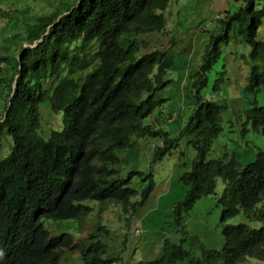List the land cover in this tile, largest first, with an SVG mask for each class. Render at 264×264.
Here are the masks:
<instances>
[{
	"label": "trees",
	"instance_id": "trees-1",
	"mask_svg": "<svg viewBox=\"0 0 264 264\" xmlns=\"http://www.w3.org/2000/svg\"><path fill=\"white\" fill-rule=\"evenodd\" d=\"M10 1L0 0V6ZM12 1L14 9L0 8L7 30L22 21L29 3ZM243 1L235 13L217 20L219 34L211 36L188 75L193 113L174 136L145 123L167 103L162 93L176 64L173 42L162 40L172 0H60L50 14L33 19V25L24 22V32L5 41L0 55V95L6 96L0 151L7 142L9 151L0 153V264H64V248L80 255L82 264L117 262L105 241L109 230L100 222L86 240L74 245L66 231L52 237L44 222H83L94 212L92 202L99 214L119 207L128 215L129 226L135 216L131 212L139 213L155 186L153 173L121 175L122 153L138 149L135 138H160L152 164L172 156L184 140L196 151L190 170L181 176L188 190L178 214L215 195L218 179L225 184L218 199L221 251L208 250L194 258L182 244L166 240L160 260L136 264H238L245 258L264 262V152L243 169L235 154L207 159L224 131L223 113L229 107L207 99L202 89L221 57L219 42L228 43L231 32L251 47L245 60V94L257 99L264 92V40L259 39L264 0ZM218 75L216 87L222 89L226 71ZM44 104L63 114L68 130H51L48 139L41 136ZM243 114L244 126L264 135V106ZM249 132L245 128L243 135ZM135 178L147 186L135 188ZM240 214L261 226L228 224Z\"/></svg>",
	"mask_w": 264,
	"mask_h": 264
},
{
	"label": "rangeland",
	"instance_id": "rangeland-1",
	"mask_svg": "<svg viewBox=\"0 0 264 264\" xmlns=\"http://www.w3.org/2000/svg\"><path fill=\"white\" fill-rule=\"evenodd\" d=\"M29 0L23 8L17 27L8 29L4 20L0 19V55H3L2 47L10 37L24 32V22L28 25L33 19L48 15L56 5L54 2L60 0ZM67 1V0H65ZM13 1L6 6H0L2 10H12ZM243 0H172L170 9L166 13L167 34L162 37L163 41H172V54L175 55L176 64L167 76L170 80L162 96L167 103L156 111L145 123L154 125L158 131L173 134L178 133L187 124L193 113L190 99L187 97L191 88L188 75L194 66L198 64L206 47L211 41V36L219 34L217 20L235 13L242 5ZM35 23H32V25ZM26 25V26H28ZM259 39L264 40V25L259 31ZM221 46V57L214 65L211 74L208 75L209 85L202 89V95L207 99L219 104H227L229 109L223 113V133L215 141L212 151L208 155V161L223 157L224 153L236 155L241 169L255 161L258 153L264 152V135L244 126L243 111L255 106H264V92L257 99L253 95L245 94L249 66L246 59L251 53V47L245 45L242 38L231 32L228 43L219 42ZM17 49V47H15ZM226 71L225 83L222 89H218L215 80L221 71ZM6 95V94H5ZM6 96L0 95V119L4 116ZM257 101V104L253 103ZM50 106L44 104L41 107L42 130L41 136L48 139L51 130L64 131L69 127L64 124L61 112H53ZM245 128L249 133L243 135ZM160 138L134 139L138 149L133 152H123L124 166L120 168L121 175L125 177L128 173L137 171L144 174L153 173L154 190L148 202L139 213L131 212L129 226L125 219L128 215L122 213L119 207L110 206L103 214H99L96 204L94 212L86 217L81 225L77 222L68 227V234L74 238L73 245L93 233L100 222L109 230L105 241L109 254L118 257L114 264H136L144 260H160L163 255V245L166 240L176 244H183V249L190 252L194 258H201L206 251H221L223 244V225L221 223L222 208L218 205L225 184L221 179L217 181L216 194L199 200L189 213L178 214V206L185 200L188 187L181 181V176L190 170L192 160L196 151L188 146L186 140L174 151L172 156H166L162 161L152 164L153 151L162 143ZM9 151V143H5L0 153L6 155ZM182 153H184L182 155ZM133 186L143 189L147 182L135 178ZM64 191V190H63ZM130 216H132L129 213ZM241 223L249 224L253 228H259L260 223L249 222L245 215L231 219L229 225ZM142 227L144 234L135 231ZM51 233H59V224L49 226ZM64 264H82L76 253L64 251ZM186 261L180 264H186ZM238 264H264L254 258H245Z\"/></svg>",
	"mask_w": 264,
	"mask_h": 264
},
{
	"label": "clouds",
	"instance_id": "clouds-1",
	"mask_svg": "<svg viewBox=\"0 0 264 264\" xmlns=\"http://www.w3.org/2000/svg\"><path fill=\"white\" fill-rule=\"evenodd\" d=\"M40 113H41V110H40ZM41 118H42V114H41ZM89 204L91 205L92 204V202H89ZM90 216V215H89ZM88 217V216H87ZM85 219V218H84ZM84 219H83V221H84ZM79 220L80 219H77L76 221L75 220H65V221H59V222H55V221H45L44 222V224H45V227H46V229H48V232L51 234V236L52 237H55L56 235H58L59 233H61V232H63V231H66V232H68V227L70 228V225L71 224H73L72 222H68V221H74V222H77V225H81L83 222H79ZM51 224H59V227L61 228V231L59 232V233H51L50 231H49V226L51 225ZM137 234H139L140 232H141V235H143L144 234V231L142 230V228H140V230H136L135 231ZM92 234V233H91ZM90 234V235H91ZM89 237V236H88ZM88 237H86V238H84V239H81V240H79V241H83V240H86ZM73 238H75V237H73ZM79 241H77V242H79ZM180 244H182V243H180ZM182 246H183V244H182ZM64 251L65 250H68V249H63ZM69 251V250H68ZM187 252V251H186ZM74 253V252H73ZM190 253V252H189ZM191 254V253H190ZM78 255V254H77ZM79 256V258H80V255H78ZM64 257V256H63ZM193 257V256H192ZM64 260V259H63ZM81 263H82V261H81Z\"/></svg>",
	"mask_w": 264,
	"mask_h": 264
}]
</instances>
